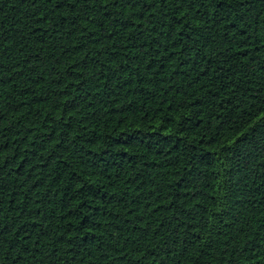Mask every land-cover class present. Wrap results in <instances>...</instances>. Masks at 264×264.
Segmentation results:
<instances>
[{"label":"trees","instance_id":"16d2710c","mask_svg":"<svg viewBox=\"0 0 264 264\" xmlns=\"http://www.w3.org/2000/svg\"><path fill=\"white\" fill-rule=\"evenodd\" d=\"M0 264H264V0H0Z\"/></svg>","mask_w":264,"mask_h":264}]
</instances>
